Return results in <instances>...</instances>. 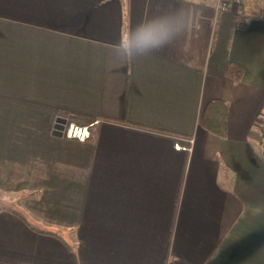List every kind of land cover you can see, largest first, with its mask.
Wrapping results in <instances>:
<instances>
[{
  "label": "crops",
  "instance_id": "1",
  "mask_svg": "<svg viewBox=\"0 0 264 264\" xmlns=\"http://www.w3.org/2000/svg\"><path fill=\"white\" fill-rule=\"evenodd\" d=\"M217 1L117 66L155 0H0V264H264V0ZM94 119L85 142L57 129Z\"/></svg>",
  "mask_w": 264,
  "mask_h": 264
},
{
  "label": "clouds",
  "instance_id": "2",
  "mask_svg": "<svg viewBox=\"0 0 264 264\" xmlns=\"http://www.w3.org/2000/svg\"><path fill=\"white\" fill-rule=\"evenodd\" d=\"M212 0H155L152 11L122 32L111 48L109 63L131 64L182 40Z\"/></svg>",
  "mask_w": 264,
  "mask_h": 264
},
{
  "label": "trees",
  "instance_id": "3",
  "mask_svg": "<svg viewBox=\"0 0 264 264\" xmlns=\"http://www.w3.org/2000/svg\"><path fill=\"white\" fill-rule=\"evenodd\" d=\"M244 70L235 64H230L227 76L235 81L242 78ZM229 106L226 102L214 99L208 102L201 114V126L208 132L219 137H226L228 132ZM0 192L7 193L0 189Z\"/></svg>",
  "mask_w": 264,
  "mask_h": 264
},
{
  "label": "built area",
  "instance_id": "4",
  "mask_svg": "<svg viewBox=\"0 0 264 264\" xmlns=\"http://www.w3.org/2000/svg\"><path fill=\"white\" fill-rule=\"evenodd\" d=\"M243 0H218L217 10L219 12H225L233 6H241ZM101 123V120L94 119L92 122L86 125L76 124L73 122H65L63 129L61 130L62 135L69 139H76L79 142H85L92 136V131L95 126ZM184 144L177 143L175 145L176 149L179 151H191L193 139L184 138L182 140Z\"/></svg>",
  "mask_w": 264,
  "mask_h": 264
},
{
  "label": "rangeland",
  "instance_id": "5",
  "mask_svg": "<svg viewBox=\"0 0 264 264\" xmlns=\"http://www.w3.org/2000/svg\"><path fill=\"white\" fill-rule=\"evenodd\" d=\"M12 197L13 196H9V195H7L5 193L0 192V199L1 200H10V202L12 203V202H14V201H12ZM16 204L17 203H15L13 206L17 208V205Z\"/></svg>",
  "mask_w": 264,
  "mask_h": 264
},
{
  "label": "water",
  "instance_id": "6",
  "mask_svg": "<svg viewBox=\"0 0 264 264\" xmlns=\"http://www.w3.org/2000/svg\"><path fill=\"white\" fill-rule=\"evenodd\" d=\"M64 125H65V122L63 121V120H58V130H59V133L62 135V133H61V130L63 129V127H64Z\"/></svg>",
  "mask_w": 264,
  "mask_h": 264
}]
</instances>
